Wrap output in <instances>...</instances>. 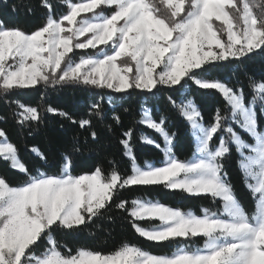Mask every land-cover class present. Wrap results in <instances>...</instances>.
Here are the masks:
<instances>
[{"label":"snow or ice","instance_id":"obj_1","mask_svg":"<svg viewBox=\"0 0 264 264\" xmlns=\"http://www.w3.org/2000/svg\"><path fill=\"white\" fill-rule=\"evenodd\" d=\"M61 2L68 11L56 19L50 0H40V7L47 11L46 22L30 33L0 21V97L39 84L82 83L123 93L129 89L152 92L158 86L183 90L191 81L200 89L218 91L226 107L223 112L217 108L212 122L206 124L195 101L184 99L191 93L190 85L182 91L179 102L168 97L187 121L196 146L195 158L188 161L179 160L174 153L175 133L169 135L165 127L168 117L161 115L157 122L149 110L142 109L138 122L158 133L163 145L144 133L140 141L160 150L164 160L160 166L150 161L141 166L131 144L134 130L129 128L119 141L130 162L131 172L126 176L114 160L109 161L107 174L97 166L91 173L73 175L67 153L61 157L58 174L41 166L29 171L18 149L0 129V159L27 177L22 184L11 185L0 176V264H264V130L259 128L256 110L259 102L264 112V80L248 77L249 99L243 85L229 86L219 78H207L221 61L242 60L255 49L264 50V0ZM21 6L31 11L27 0H21ZM12 10L17 11V6ZM214 21L221 22L223 28H214ZM98 46L104 47L94 56H81L79 61L69 55H74V49ZM85 68L88 71H82ZM13 103L19 109L15 112L18 124L39 123L38 107L19 100ZM91 108L97 117L104 114L100 102ZM47 111L71 119L58 109L48 107ZM112 119L117 125L121 123L114 109ZM79 124L83 128L91 121L83 119ZM233 124L252 143L244 140ZM219 133L223 135L213 147ZM91 137L97 139L95 131ZM233 148L244 186L254 201L251 214L224 171L222 161ZM30 151L43 165L53 166L39 148L33 146ZM151 185L209 196L219 200L221 208L216 212L204 208L197 215L145 198L132 199L131 207L126 200L116 203L117 209L128 213L129 223L140 237L156 243H177L171 255H157L127 242L108 253L83 246L73 252L56 238V230L78 231L100 218L123 190ZM144 220L160 223L145 228L138 223ZM198 237L204 239L203 247L190 248L186 242ZM41 241L44 248H40Z\"/></svg>","mask_w":264,"mask_h":264},{"label":"trees","instance_id":"obj_2","mask_svg":"<svg viewBox=\"0 0 264 264\" xmlns=\"http://www.w3.org/2000/svg\"><path fill=\"white\" fill-rule=\"evenodd\" d=\"M78 1L73 0V2ZM27 3L31 11L21 6V0H0V21L9 28L19 27L29 33L43 26L46 22L47 11L40 7V0H27ZM50 3L53 5L52 11L56 19L68 11L61 0H50ZM13 5L17 6V11L12 10ZM161 10L165 11L166 9L161 5ZM217 27L221 28L220 25ZM224 38L226 39L225 34ZM96 50L98 49L74 50V55L71 53L69 55H72L73 60L77 61L81 56L94 54ZM248 77H252L256 81L264 80V50L255 49L242 60L230 58L228 61H221L212 68L211 74L207 78H219L229 86L240 87L243 85L246 98L250 99L252 92ZM189 85L191 93L184 99L194 100L202 112L204 122L211 123L215 110L220 108L223 112L225 109V100L218 91L200 89L191 84V81L185 85L183 90H179V86L172 88L158 86V89H153L152 92L129 89L123 93H116L107 88L86 86L82 83L53 87L39 84L32 88L15 90L7 97H0V117H3L0 119V129L6 132L7 140L18 149L19 157L27 164L29 171L41 166L42 170L58 174L61 157L67 153L72 159L71 172L73 175L91 173L97 166L107 174L111 169L109 161L114 160L119 172L126 176L131 172L130 162L123 155V147L119 141L129 128L134 130L131 144L141 166L145 161L154 162L160 166L164 160L160 150L140 141V135L144 133L163 145L162 137L158 133L138 122L141 119L142 109L149 110L157 122L161 115L168 117L165 127L169 135L175 133L173 150L179 160L188 161L194 156L196 146L189 125L168 100V97H172L179 102L182 91H187ZM15 100H19L26 106L38 107L41 114L39 123L18 124L15 112L19 109L13 103ZM109 100L112 101L111 104L108 103ZM94 102L101 103L104 114L100 117H97L91 108ZM48 107L67 113L71 119L49 113ZM113 109L115 114L121 118L119 125L112 119ZM256 110L259 128L264 130V112L261 111L259 102L256 104ZM83 119L90 120V126L81 128L79 121ZM233 127L244 140L252 143L250 137L238 126L233 124ZM93 131L97 134L96 140L91 137ZM219 135H223V133H219L212 141L213 147L216 146ZM33 146L47 154L52 167L43 165L30 151ZM75 148H79V151H75ZM237 160L238 156L233 148L231 154L224 157L222 161L224 171L234 186L239 201L251 214L254 211V201L244 186ZM0 176L5 177L11 185L22 184L27 179L26 176L11 169L3 159H0ZM135 198L149 199L184 211L192 210L197 215H201V209L204 208L212 212L221 208L220 201H213L209 196H192L179 190H169L163 185L132 186L120 192L100 218L94 219L86 226H81L78 231L56 230V238L61 245H67L73 252L83 246L108 253L127 242L157 255H171L176 250L177 243H156L140 237L129 223L131 218L128 213L115 206L120 200H126L128 207H131L130 202ZM138 223L142 227L148 228L158 225L160 221L144 220L138 221ZM186 243L193 249L202 248L204 239L198 237ZM44 247L45 244L41 241L40 248ZM62 251H67V248H62Z\"/></svg>","mask_w":264,"mask_h":264},{"label":"rangeland","instance_id":"obj_3","mask_svg":"<svg viewBox=\"0 0 264 264\" xmlns=\"http://www.w3.org/2000/svg\"><path fill=\"white\" fill-rule=\"evenodd\" d=\"M78 2H79V1H78ZM87 16H90V14H81V17H87ZM78 19H79V17H78ZM213 23H214V28H218L217 25H220L221 28L223 27V25H222L221 22H219V21H214ZM65 24H66V22H65ZM86 36H90V34H86ZM225 37H226V34H225ZM84 39H85V37H80V40H81V41H83ZM102 47H104V46H98L97 49L102 48ZM89 49H91V48H89ZM74 50H87V49H74ZM92 50H95V49H92ZM97 51H98V50H96V52H95L94 54L90 55V56H94V55H96ZM214 51H219V50L214 48ZM77 61H79V60H77ZM118 63H120V62H118ZM82 71H88V69L85 68V69L82 70ZM0 139H2V138H0ZM194 158H195V157L193 156L190 160H192V159H194ZM156 166H157V165H156ZM158 225H159V224H158Z\"/></svg>","mask_w":264,"mask_h":264}]
</instances>
